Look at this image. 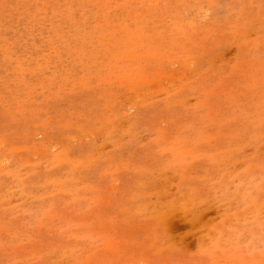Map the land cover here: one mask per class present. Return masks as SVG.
Here are the masks:
<instances>
[{
  "label": "rangeland",
  "instance_id": "1",
  "mask_svg": "<svg viewBox=\"0 0 264 264\" xmlns=\"http://www.w3.org/2000/svg\"><path fill=\"white\" fill-rule=\"evenodd\" d=\"M0 264H264V0H0Z\"/></svg>",
  "mask_w": 264,
  "mask_h": 264
}]
</instances>
